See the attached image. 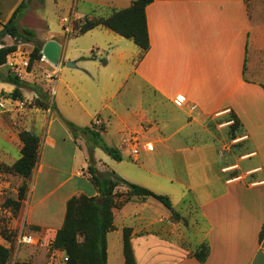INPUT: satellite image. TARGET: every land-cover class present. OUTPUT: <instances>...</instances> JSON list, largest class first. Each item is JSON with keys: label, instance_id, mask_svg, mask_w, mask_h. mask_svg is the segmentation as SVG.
Instances as JSON below:
<instances>
[{"label": "crops", "instance_id": "obj_1", "mask_svg": "<svg viewBox=\"0 0 264 264\" xmlns=\"http://www.w3.org/2000/svg\"><path fill=\"white\" fill-rule=\"evenodd\" d=\"M23 1L0 0V31ZM51 1L58 12L70 13L58 25L71 30L75 19L84 24L107 18L133 2ZM145 13L146 51L104 26L54 37L63 63L50 82L51 107L23 120L41 146L19 217L40 245L19 248L14 264H64V253L51 245L64 224L68 200L80 194L100 197L88 173L90 153L99 176L114 172L169 196L180 214L176 219L154 198L136 196L114 207L107 264H126L124 228L132 229L136 264H264V0L254 7L247 0H153ZM86 35L94 37L89 48L73 45ZM70 61L76 68L66 66ZM73 108L80 110L75 116ZM64 121L79 128L98 122L103 139L120 126L113 133L115 144L104 141L122 159L94 145L86 151L81 135L75 138ZM219 127L236 131L232 140L242 150L238 164L228 163L230 148L224 159L217 152ZM131 137L141 146L137 156ZM19 139L18 134L13 138L19 157L12 164L21 155ZM146 144L152 150H145ZM126 159L136 163L128 162L127 172L115 170L114 163ZM113 235L120 245L115 250L109 241ZM202 244L209 247L204 262L194 256Z\"/></svg>", "mask_w": 264, "mask_h": 264}, {"label": "trees", "instance_id": "obj_2", "mask_svg": "<svg viewBox=\"0 0 264 264\" xmlns=\"http://www.w3.org/2000/svg\"><path fill=\"white\" fill-rule=\"evenodd\" d=\"M43 1V0H42ZM27 0L14 12L10 20L3 25L0 31V67L7 63L8 56L16 52L18 42L29 43L35 37V33L30 29L18 27V16L26 5ZM153 0H133L130 8L114 13L110 17L98 20H86L81 25L79 33H86L97 26H104L116 34L132 39L134 43L146 51L149 48V35L146 22V7ZM11 37L15 40V44L6 46L4 44L5 37ZM42 57L41 46H36L30 56L29 66L34 60H40ZM4 82L16 86L13 95L17 99L19 88L23 82L13 75H8L3 79ZM235 127L238 122L236 118ZM64 124L72 131L76 138L78 133H84L91 137L94 146L101 147L113 159L120 161L122 158L117 153L107 146L100 134L93 131L90 127L79 128L74 124L64 121ZM23 144L20 158L11 166H4V169L12 174L24 178V183L19 189V203L17 207L22 206V202L26 199L29 186L27 180L31 178L33 170L39 158V150L41 139L32 132L21 129L18 133ZM90 164L88 173L91 182L98 188L101 197H88L84 194L76 195L70 198L67 202L66 215L62 228L57 232L52 243V248L60 250L64 253L67 259L64 264H107V235L115 229L113 209L116 207L114 189L119 186H125L130 196L147 199L154 198L166 208L172 211L176 219H180V214L177 213L172 205L169 196L161 195L152 190L129 182L119 177L114 172H108L103 176H99L95 167L93 155L89 154ZM264 236V227L261 231V238ZM132 229H123V252L126 264H136L135 255L132 245ZM209 247L207 244H202L194 253L195 258L204 262L207 259ZM11 259V249L0 244V264H8ZM31 264V263H17Z\"/></svg>", "mask_w": 264, "mask_h": 264}, {"label": "rangeland", "instance_id": "obj_3", "mask_svg": "<svg viewBox=\"0 0 264 264\" xmlns=\"http://www.w3.org/2000/svg\"><path fill=\"white\" fill-rule=\"evenodd\" d=\"M247 1L249 2L250 7H254L257 0ZM51 2V0H46V4H44L42 0H27L25 7L18 16V26L20 30H32L35 33V37L32 38V41L29 43L21 41L18 42L16 58L20 57L21 59L26 58L27 60H29L34 47L41 46V48L43 49L46 42L54 40V37L58 38L59 34L63 35L65 38L73 34H79V29L82 25L83 20L75 19V21L73 22L72 30L71 28H67V24L63 22L62 26L60 27L58 25V21L60 20V18L63 16L69 17L70 13H67V11L58 12L57 8H55V6ZM53 31H56L58 35H53ZM71 38L73 39L74 36H72ZM92 38L94 37H90V35L79 36L76 41H73V45L85 51V49L89 48V46L94 41L92 40ZM15 43V40L11 37H6L4 39V44L6 46H11ZM2 46L3 45L0 44V48ZM11 57L12 54L8 56L7 63L4 66L0 67V83L4 82L3 79L11 74L21 80L23 84L19 88L17 99H14L12 95L16 88L15 85L10 87L9 84H7V86L6 84H0V243L11 249V260L9 263L14 264L15 257L17 258L16 252L19 248H37L36 246L38 245H18V237L23 232V230L25 229V232L23 233H30L28 227H24L23 222L19 217L21 206L17 207L18 203L20 202L18 197L19 189L25 180L21 176L6 171L4 169V166L13 165L12 163L16 159V157H19L16 154L18 153V148H16L13 138H15V136H17L18 134L17 128H19V131L21 129L26 130L23 120H25L26 117L31 116V114L35 112V110L39 109L46 111L51 107L50 102L53 98V94L52 84L50 82L53 83L56 80L58 73L56 77L50 79V76H54L55 69L49 61L42 62L41 59L34 60L32 65L28 67L21 64V60L17 59V61L19 62H17L18 66L16 68L20 70L14 72L8 65V61ZM62 63L63 51L60 63L54 66L59 69ZM41 89L47 90L46 93H41ZM79 112V109L73 108L70 114L75 116ZM95 124H92L89 127L93 131L99 133L101 136V132L103 130H101V128L99 127V123L96 122ZM211 127L215 128L216 126ZM116 130H121V127H114L112 131L110 130V133L104 137V139H106L111 144L113 143L112 139H114L113 141L116 143L115 138H118V135H113ZM214 134L215 143L218 149L217 152L220 155L222 154L221 158H225V153H228V149L230 148V151L227 155V158L229 159L228 163L232 162L238 164V157L242 150L238 143H236L237 141L232 140L237 136L236 131L229 132L223 127H219L216 131H214ZM78 135H81V146H83L86 151L94 145L91 137L81 132H79ZM133 135H135V133H133ZM5 141L11 142V148L9 146H6L4 148ZM125 141L127 142V139H125ZM126 144L128 145V142ZM1 145L3 146V149L1 148ZM117 152L119 153L118 150ZM143 154L144 153L142 152L140 155L141 159L144 158ZM128 162H131V164L136 163L130 159H126V161L122 163L116 162L114 163L116 165L115 170L124 173L126 167H131ZM27 182L29 185L30 179H28ZM138 185L143 186L141 184ZM113 193L115 194L116 206L123 204L131 197L129 191H127L125 186H119L115 188ZM109 241L110 248H112V250L120 248L119 242L114 235L109 237Z\"/></svg>", "mask_w": 264, "mask_h": 264}, {"label": "built area", "instance_id": "obj_4", "mask_svg": "<svg viewBox=\"0 0 264 264\" xmlns=\"http://www.w3.org/2000/svg\"><path fill=\"white\" fill-rule=\"evenodd\" d=\"M16 55H17L16 52H14L12 54V57L8 61V65L10 66V69L12 71H14V72L20 70V69L16 68L18 66L17 62H19V61H17ZM20 60H21V64H23L24 66H27V67L29 66L30 59L27 60L26 58H23V59H20ZM41 61L42 62H48V60L43 56V54H42V57H41ZM55 66L53 65V68L55 69V74H54V76H50V79H53V77H56V75L58 73L59 69L57 67H55ZM129 141L131 142L132 154L134 156H137L139 154L140 149H141L140 143L134 137H131L129 139ZM144 149L147 150V151L152 150V145L151 144H146L144 146ZM23 232H25V229L23 230ZM23 232L18 237V245L19 246H23V245H40V242H38L34 236H32L30 233H23ZM66 260L67 259L65 258V261Z\"/></svg>", "mask_w": 264, "mask_h": 264}, {"label": "water", "instance_id": "obj_5", "mask_svg": "<svg viewBox=\"0 0 264 264\" xmlns=\"http://www.w3.org/2000/svg\"><path fill=\"white\" fill-rule=\"evenodd\" d=\"M62 51L61 44L54 40H50L45 43L42 54L51 64L58 65L61 60ZM66 66L69 68H76V64L72 61L68 62ZM100 197L103 198V196Z\"/></svg>", "mask_w": 264, "mask_h": 264}]
</instances>
